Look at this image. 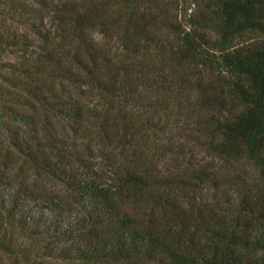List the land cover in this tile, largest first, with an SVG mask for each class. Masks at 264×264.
<instances>
[{
	"label": "trees",
	"instance_id": "16d2710c",
	"mask_svg": "<svg viewBox=\"0 0 264 264\" xmlns=\"http://www.w3.org/2000/svg\"><path fill=\"white\" fill-rule=\"evenodd\" d=\"M0 0V264H264V0Z\"/></svg>",
	"mask_w": 264,
	"mask_h": 264
},
{
	"label": "rangeland",
	"instance_id": "374dc122",
	"mask_svg": "<svg viewBox=\"0 0 264 264\" xmlns=\"http://www.w3.org/2000/svg\"><path fill=\"white\" fill-rule=\"evenodd\" d=\"M185 2H187L186 9L189 11V14L195 13L198 7L195 0H185Z\"/></svg>",
	"mask_w": 264,
	"mask_h": 264
}]
</instances>
